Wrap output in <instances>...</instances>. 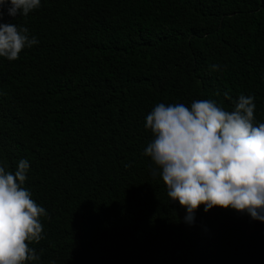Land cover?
Segmentation results:
<instances>
[{
    "label": "trees",
    "instance_id": "trees-1",
    "mask_svg": "<svg viewBox=\"0 0 264 264\" xmlns=\"http://www.w3.org/2000/svg\"><path fill=\"white\" fill-rule=\"evenodd\" d=\"M2 23L39 41L0 57V163L29 161L48 213L27 264H264V222L204 205L186 221L143 154L158 103L243 93L264 122V0H41Z\"/></svg>",
    "mask_w": 264,
    "mask_h": 264
},
{
    "label": "clouds",
    "instance_id": "clouds-1",
    "mask_svg": "<svg viewBox=\"0 0 264 264\" xmlns=\"http://www.w3.org/2000/svg\"><path fill=\"white\" fill-rule=\"evenodd\" d=\"M40 6L41 0H0V57L15 61L39 43L27 27L2 23L5 9L16 18ZM224 96L232 101L231 110L210 99L190 106L156 104L146 116L153 138L143 154L152 161V176L162 178L167 196L186 209V221L204 205L206 212L232 209L264 222V122L255 121L254 96ZM29 169L27 159L14 172L0 163V264L36 262L43 252L29 246L45 238L41 217L48 216L24 187Z\"/></svg>",
    "mask_w": 264,
    "mask_h": 264
}]
</instances>
